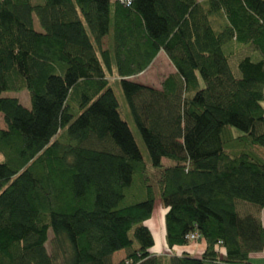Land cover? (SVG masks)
<instances>
[{"label": "trees", "instance_id": "1", "mask_svg": "<svg viewBox=\"0 0 264 264\" xmlns=\"http://www.w3.org/2000/svg\"><path fill=\"white\" fill-rule=\"evenodd\" d=\"M262 212L264 0H0V264H255Z\"/></svg>", "mask_w": 264, "mask_h": 264}, {"label": "rangeland", "instance_id": "2", "mask_svg": "<svg viewBox=\"0 0 264 264\" xmlns=\"http://www.w3.org/2000/svg\"><path fill=\"white\" fill-rule=\"evenodd\" d=\"M33 24H34L35 29H37V30L40 29L35 18L33 20ZM162 59L168 60L165 54L159 53L155 57L154 63H152V65L149 66V68H147L141 75H139L137 77H131V80L133 79V81H135V82H140V83L143 82L146 84L157 86L160 79L168 73V71H169L168 68L172 66V65H168L167 61H165V64H163ZM232 68H234V62L232 63ZM114 93H115V96L118 99V102L120 104L119 108L122 111L121 117L127 122L129 130L132 134V137H133V139H134V141H135V143L139 149V152H140L143 160L145 161L147 166L150 167V165H149L150 162L148 160V154H147L145 145H144V143L140 137V134H139L133 120L131 119V116H130L128 110H127V107H126L125 101L123 99L121 90L119 88L114 87ZM1 94L16 97L20 104H22L25 107L29 106V100H28V97H27L25 90H20L17 92L5 91V92H2ZM162 162L166 164L169 162V160L162 159ZM159 208H161V207H160L159 203L156 201L154 203V207H153L152 214H151V220H154V221H152L150 224L154 230H155V227H158L159 223L161 224V216H160ZM155 231H157V230H155ZM156 235L153 234V237H154L153 238L154 239L153 249L157 248V242L158 243L160 242L159 239L157 241ZM160 253H163V251H160ZM122 255H123L122 251L113 253L112 261L116 262ZM251 260L255 264H264V250L259 252L257 255L252 256Z\"/></svg>", "mask_w": 264, "mask_h": 264}, {"label": "crops", "instance_id": "3", "mask_svg": "<svg viewBox=\"0 0 264 264\" xmlns=\"http://www.w3.org/2000/svg\"><path fill=\"white\" fill-rule=\"evenodd\" d=\"M199 1H200V0H199ZM159 53H163V54H164V52H163L162 50H160V51L157 53V55H158ZM157 55H156V56H157ZM154 60H155V58H154V59L152 60V62L148 65L147 68H149V66H151L152 63H154ZM165 61H167L168 65H172V64L169 62V60H164V59H162V63H163V64H165ZM171 67H172V68H171ZM171 67L168 68V70H169L168 73L174 71L173 66H171ZM147 68H146V69H147ZM146 69H145V70H146ZM145 70H144V71H145ZM144 71H142V72H140L139 74H137V75H135V76H132V77H137V76L141 75ZM168 73H167V74H168ZM130 79H131V77H130ZM132 80H133V79H132ZM263 215H264V213L262 212V213H261V217H263ZM152 229H153V228H152ZM155 229L157 230L156 232L158 233V239L161 240V238H160V236H159V235H160L159 232H160V230H161V224L159 223V224H158V227H155ZM157 233H156V234H157ZM198 247L200 248V247H202V246L199 245ZM257 254H258V253H254V254H251L250 256H254V255H257Z\"/></svg>", "mask_w": 264, "mask_h": 264}, {"label": "built area", "instance_id": "4", "mask_svg": "<svg viewBox=\"0 0 264 264\" xmlns=\"http://www.w3.org/2000/svg\"><path fill=\"white\" fill-rule=\"evenodd\" d=\"M116 1H118L120 3H124L126 5L130 3V0H116ZM188 238L190 240L196 241L198 239V235L196 233H191L188 235Z\"/></svg>", "mask_w": 264, "mask_h": 264}]
</instances>
